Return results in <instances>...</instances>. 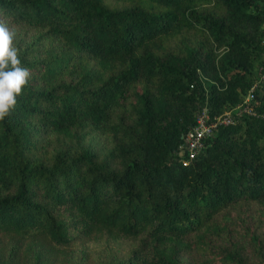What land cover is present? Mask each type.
I'll use <instances>...</instances> for the list:
<instances>
[{
	"label": "trees",
	"instance_id": "trees-1",
	"mask_svg": "<svg viewBox=\"0 0 264 264\" xmlns=\"http://www.w3.org/2000/svg\"><path fill=\"white\" fill-rule=\"evenodd\" d=\"M32 73L0 121V264H264V0H0Z\"/></svg>",
	"mask_w": 264,
	"mask_h": 264
},
{
	"label": "built area",
	"instance_id": "built-area-1",
	"mask_svg": "<svg viewBox=\"0 0 264 264\" xmlns=\"http://www.w3.org/2000/svg\"><path fill=\"white\" fill-rule=\"evenodd\" d=\"M264 41V37H263ZM258 79L254 80L249 87L247 93L243 96L242 101L233 109L227 110L220 115L210 116L207 108H203L198 113L195 123L184 134V143L180 149L179 156L181 162L186 165L187 155L189 157H195L200 149L203 148L205 140L212 133L220 127L229 126L234 122V115L246 114L249 116H255V110L253 107V100L255 97V91L259 88L261 79H264V49H263V64L257 67Z\"/></svg>",
	"mask_w": 264,
	"mask_h": 264
},
{
	"label": "clouds",
	"instance_id": "clouds-1",
	"mask_svg": "<svg viewBox=\"0 0 264 264\" xmlns=\"http://www.w3.org/2000/svg\"><path fill=\"white\" fill-rule=\"evenodd\" d=\"M16 33L6 24L0 23V121L10 116L17 106V97L32 73L21 66L20 50L15 46Z\"/></svg>",
	"mask_w": 264,
	"mask_h": 264
},
{
	"label": "rangeland",
	"instance_id": "rangeland-1",
	"mask_svg": "<svg viewBox=\"0 0 264 264\" xmlns=\"http://www.w3.org/2000/svg\"><path fill=\"white\" fill-rule=\"evenodd\" d=\"M255 74H256V67H255L254 72H253V75H254V76H255Z\"/></svg>",
	"mask_w": 264,
	"mask_h": 264
}]
</instances>
